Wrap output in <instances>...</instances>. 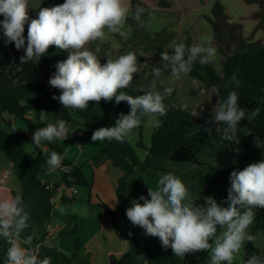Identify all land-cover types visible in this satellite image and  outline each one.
<instances>
[{"label":"clouds","instance_id":"9594fccd","mask_svg":"<svg viewBox=\"0 0 264 264\" xmlns=\"http://www.w3.org/2000/svg\"><path fill=\"white\" fill-rule=\"evenodd\" d=\"M28 9L29 0H0V16H3L0 28L6 45L14 44L17 50H24L20 63L40 61L50 46L68 53L65 60L57 62L56 71L48 81L61 93L53 99L58 100L64 109L73 110H84L89 102L101 100H115L116 104L125 101L130 106V112L121 113L114 126L95 130L91 137L93 142L113 139L123 142L147 115H152L155 126H160L156 116L166 115L164 96L156 90L161 68L153 67L151 89L133 97L122 89L131 85L138 72L136 54L129 51L113 58L108 51L105 53L106 63H101L88 48L90 43L105 38V30L108 33L122 32L129 18L128 0H64L62 4L40 8L37 18L31 19L30 23ZM143 12L144 8L137 5L132 13V18L141 25ZM216 55L217 49L211 45L178 43L172 54L162 52L161 58L167 62L164 67H171V75L180 79L192 71L195 62L208 64ZM231 82L240 87L235 74ZM224 87L228 88L229 84ZM208 90L212 95L219 94L216 85ZM238 101L236 91L229 92L223 102L218 100L211 121L218 125L216 130L222 140L235 144H240L238 131H244L245 135L252 133L239 128L240 123L245 118L251 121L259 114V109L248 113ZM69 131V123L58 119L36 129L32 144L25 147L31 149L44 142L65 141ZM257 141L258 138L255 143L259 146ZM62 160L63 156L53 151L46 161L47 171L52 173L61 167ZM230 184L227 207L211 196L203 197L204 203L197 204L181 179L172 173L163 174L157 188H149L150 199L141 196L142 204L133 200L126 216L134 226L142 228L146 236L158 237L162 247L171 248L174 256L184 258L186 254L207 250L211 264H234L245 241L253 239L247 231L255 218L253 209H264V159L243 170L233 171ZM28 221L21 195L0 198V237L9 245L5 264H51L50 257L39 258L40 246L32 247V235L21 240ZM244 264H264V257L252 254Z\"/></svg>","mask_w":264,"mask_h":264},{"label":"trees","instance_id":"16d2710c","mask_svg":"<svg viewBox=\"0 0 264 264\" xmlns=\"http://www.w3.org/2000/svg\"><path fill=\"white\" fill-rule=\"evenodd\" d=\"M247 6H256L258 11L253 13L251 20L257 23L252 35L260 32L262 39L252 40L244 36V26L233 23L226 14L225 6L220 1H215L211 9V16H201L211 30L213 40L221 54L225 56L222 61V76L208 64L195 62L192 71L187 75L201 83L212 81L219 89L218 100L223 102L229 92L236 91L239 97V105L248 113L259 109V114L251 121L245 118L239 128L251 130L250 135L244 131H238L240 144L224 141L218 125L193 116L186 110L173 106L163 101L166 106V115L156 116L161 123L155 126L151 136V146L147 157L140 161L131 148L127 138L123 142L115 139L105 140L103 148L92 158L90 166L98 167L109 161L113 167L121 172L117 180L115 195L117 199V212L109 209L105 204L99 203L98 207L108 216L114 229L128 242V251L121 257L112 256L109 264H189L195 258L196 253L186 254L184 258L174 256L171 248L162 247L158 237L142 238L129 235L128 227L133 225L127 218L125 208L130 202L128 180L135 173H145L150 178L172 173L168 164H190L209 171L208 185L205 189L188 185V189L196 195L195 202L203 204V197L211 196L225 207L228 190L216 192L218 187L230 184V174L233 171L243 170L252 163L264 159V0H241ZM161 10H170L168 0H155ZM139 5L146 8L141 2L131 0L130 6L134 10ZM3 16H0V21ZM130 21V20H128ZM131 22V21H130ZM30 23V21H29ZM25 37L27 36V24L25 25ZM24 50H17L14 44H5L2 28H0V154L10 162L16 163L24 160L29 167V180L42 195L44 202L39 204L42 214L39 217V232L31 234L26 230L21 233V240L32 235L33 243L40 246L39 251L51 258V264H83L81 253L83 247L78 241L75 244L76 252L72 255L59 251L56 247L45 245L47 234L43 235V229L49 223L54 209L58 189L63 187L70 192L73 188L90 189L91 185L86 180L81 168L73 166L62 154L56 141L45 142V146L52 153L57 152L63 156L61 167L53 173L59 174L57 183L41 181L43 174L48 173L46 157L39 149L33 146L35 152L28 153L24 150L26 143L32 144V137L21 132L8 116L26 123L29 129H39L46 125H34L28 119L30 112H49L54 121L63 119L70 127H75V133L79 136L74 140L79 147H84L91 141L92 134L101 127H112L121 113L128 114L130 106L122 101L116 104L115 100L89 102L84 110L64 109L53 96H59L60 90L49 85L50 77L55 73V65L67 58L66 51L58 50L50 46L47 54L40 61L20 63V57ZM233 74L240 81V87H235L231 82ZM229 84L225 88V84ZM133 97L143 93L140 90L122 89ZM147 115L142 117L140 129L146 123ZM153 117V116H152ZM77 119L80 120L77 121ZM223 125L220 126L222 129ZM13 129L16 131L13 132ZM258 138V144L255 143ZM139 147H143L140 137ZM62 168H69L67 173H61ZM135 195H143V189L135 183ZM25 196H22L24 202ZM74 196L63 194L60 203L63 205L73 202ZM261 213V234L264 238V209H253ZM68 221L66 227L58 233L60 237L76 235L80 228ZM73 225V226H71ZM9 245L3 241L0 246V264H5L6 253ZM244 250L248 256L257 254V250L251 242L245 244ZM264 257V255H263Z\"/></svg>","mask_w":264,"mask_h":264},{"label":"crops","instance_id":"0c3cea01","mask_svg":"<svg viewBox=\"0 0 264 264\" xmlns=\"http://www.w3.org/2000/svg\"><path fill=\"white\" fill-rule=\"evenodd\" d=\"M131 0H128L130 4ZM146 6L144 8V12L142 13V20H144L145 13L149 12L151 9L154 11H159L160 13H168L170 10H161L157 7L155 0H137ZM169 2V1H168ZM64 3V0H29V5H32L35 13L38 16V11L40 8L44 7H52L58 4ZM172 7V6H171ZM226 9V7H225ZM136 9H132L130 6L129 18L128 20L134 22L135 20L132 18V13ZM258 11V10H257ZM255 11V12H257ZM253 12V13H255ZM252 13V14H253ZM227 14V9H226ZM251 14V15H252ZM229 16V14H227ZM210 17L209 15H207ZM230 19L231 16H229ZM200 20H202L200 18ZM204 22V20H202ZM137 23V22H136ZM257 23L255 22L254 28ZM106 31V36L103 40H97L88 45L89 50L93 51L97 57L101 60V63H106L107 57L103 56L102 53L106 51H111L113 58L118 57L119 55L126 54L129 51H134V49L141 44V40L144 34L143 24L137 23L136 26L125 25L124 29L121 33H108ZM146 32V30H145ZM133 34H137L136 39L133 38ZM209 33H207L208 35ZM209 38V35L207 36ZM134 39V40H133ZM213 39V37H212ZM214 41V40H213ZM135 53V52H134ZM137 67L138 72H143L144 57L137 51ZM194 80V79H193ZM196 81V80H194ZM197 88H200L201 95H199V99L202 102L199 105L201 107L196 106L192 109L191 113L195 116L201 117L202 119L211 122L213 117V109H209V99L210 94L206 89V84L196 81ZM171 86L166 87V89H170L171 92H179L181 90L180 86L176 80L172 79ZM178 86V87H177ZM195 87V89H197ZM194 88L190 87L187 92L192 93ZM195 93V90H193ZM203 107V108H202ZM6 119H10L11 122L16 125V127L23 133L33 137V134L36 129H29L25 122L20 121L18 119H13L8 116H5ZM27 119L34 125L38 126L41 124L47 125L48 123H54L51 114L49 115L47 112H30L27 115ZM213 123V122H212ZM75 131H69L68 138L64 140H55L58 146L60 147L63 156L73 165L78 168H81L86 180L90 183L88 173L86 172V165H89L90 160L96 155L98 151H100L103 146V141L93 142L92 140L84 147H79L74 143V140L71 139V135H73ZM30 144V143H26ZM25 144V145H26ZM24 145V150L28 153H34L35 150L32 147L31 149L26 148ZM42 151L46 159L50 157L51 152L45 146V142L39 147ZM193 166V165H192ZM171 168V167H170ZM93 178L91 188L88 192V200L86 203V195H80L79 197H74L73 202L62 206L60 203V199L57 197L55 199L54 209L52 217L45 225L43 229V235L52 231L54 236L52 238H48L46 236L44 244L49 245L51 247H55L65 253L72 255L76 252L74 238L69 237H60L55 240V236L58 235L60 231H62L68 221L73 220V224L82 227L83 221V213L85 210L87 211L88 220L95 222L97 220L99 224V230L95 232L93 239L90 243L85 246V249L81 253L83 264H109L110 258L112 256L121 257L128 251V242L120 237V234L117 233L114 229L111 220L105 215L101 209L99 211L94 208V203L98 206L99 203L105 204L109 209L114 212H117V199L115 195L116 183L117 180L121 176V172L119 169L112 166L109 161H106L99 165L97 168L93 170ZM209 173V171H208ZM137 174V173H135ZM145 174V173H143ZM147 175V174H146ZM58 173H45L41 177L42 182L48 183H57L59 181ZM67 195H72L71 192L68 194V191H62ZM96 194H95V193ZM78 193V192H77ZM106 193V194H103ZM17 194L21 195V197L25 196V202L23 203V207L25 212L29 215L28 227L27 231L34 233L39 225V217L42 214L41 209L39 208V204L44 202L42 195L36 190L33 184L29 180V167L26 161L18 160L16 163L10 162L7 158L0 154V198L3 197H14ZM94 194L97 196L96 201H94ZM74 196V195H72ZM87 208V209H86ZM93 208V209H92ZM127 208H125L126 213ZM255 211V210H253ZM85 220V219H84ZM261 225H262V216H261ZM134 225H130L128 227V231L133 229ZM80 232V231H79ZM77 235V234H76ZM262 236V234H261ZM81 240H83V236L79 235ZM263 238V236H262ZM264 240V238H263ZM258 241V244H253V246L259 250L260 256L264 255V241ZM4 239L0 237V246ZM37 244L32 242V247H35ZM24 247H28V245H22ZM45 254L39 251V258L43 259ZM63 264V263H56Z\"/></svg>","mask_w":264,"mask_h":264},{"label":"rangeland","instance_id":"374dc122","mask_svg":"<svg viewBox=\"0 0 264 264\" xmlns=\"http://www.w3.org/2000/svg\"><path fill=\"white\" fill-rule=\"evenodd\" d=\"M171 4V10L168 13H160L159 11H154L151 9L149 12L145 13L143 20V28L144 34L141 40V44L137 46L133 52L137 53V51L143 56L144 64L143 72H137L134 74V79L129 88L137 89L146 93L151 89L152 81L154 79L153 76V67L161 68L162 74L159 79L156 81V90H158L163 96L164 101L181 108L183 110L191 113L192 109L198 106L202 102L200 101L199 95H201L200 88H197V82L190 78L187 74L181 76L180 79L171 75V67H164L167 63L166 61H162L161 53L167 52L172 54L174 52L175 45L178 43H184L187 46L193 45H203L212 47L217 49V55L213 58V60L209 63L211 67L215 70V72L222 76V61L225 56L221 54L217 48V44L212 39V34L209 26L206 22L200 20L201 16H211V9L213 3L215 1H220L227 9V14L231 16V22L240 23L244 26V36L252 38V40H259L263 38L262 33L258 32L255 35H252V31L254 29L255 22L251 20V14L258 10L256 6H247L241 0H168ZM130 12V9H129ZM29 21L31 19L37 18V14L35 13L32 5H29L28 9ZM136 21L130 22L127 20L126 25L136 26ZM146 30V32H145ZM207 33H209V38L207 37ZM137 34H133V38L136 39ZM134 40V39H133ZM107 52V51H106ZM105 52V53H106ZM105 53H102L103 56ZM146 60V61H145ZM174 79L180 86L181 90L179 92H166V87L171 86V80ZM206 89L210 94L209 99V109H213L218 103V96L212 95L209 92V88L215 85L212 81H207ZM177 86V87H178ZM194 88L192 93L187 92L186 89ZM195 87L197 89H195ZM201 107V105H199ZM203 108V107H202ZM49 115L50 113L47 112ZM195 116L194 114H192ZM198 117V116H197ZM201 118V117H200ZM213 119V117H212ZM77 121L80 122L79 119ZM215 124V123H214ZM217 125V124H215ZM155 124L152 116H148L145 125L142 129L140 126L135 128L126 138L129 141V144L136 156L140 161H144L148 154V149L151 146V136L154 132ZM75 127H70V131H75ZM36 131V130H35ZM142 139L143 147L138 146L139 139ZM74 143L77 145V141L74 140ZM78 146V145H77ZM99 152V151H98ZM97 152V153H98ZM96 153V154H97ZM92 160V159H91ZM90 160V161H91ZM167 167L172 170V174L177 176L182 182L188 186L192 185L196 188L205 189L208 185L209 173L207 168H200L197 166H192L190 164H168ZM171 167V168H170ZM86 172L88 173L90 184H92L93 178V169L97 167H91L86 165ZM161 176H157L155 178H150L146 174L137 173L134 174L128 180V188L130 192V202L127 205V209L132 206V201L136 200L139 203H143L142 200H139L141 196L146 198L148 196L149 188L155 190L158 186V180ZM137 183L144 191L143 195H135L134 194V186ZM230 186L224 185L218 187L216 192L221 190H229ZM78 192L74 197H79L80 195H86V203L88 200V189L78 188L76 189ZM95 193V192H94ZM70 194V192H68ZM96 194V193H95ZM94 194V201H96L97 196ZM106 194V193H103ZM190 197L193 201L196 199V195L189 190ZM107 195V194H106ZM25 202V200H24ZM23 202V203H24ZM68 205V204H67ZM225 207L228 206V202L224 203ZM62 206H65L62 204ZM94 208L99 211L98 206L94 203ZM87 209V208H86ZM93 209V208H92ZM83 213V224L80 228V232L77 235H71V238H74V244L76 242H80L83 250L85 246L93 239L95 232L99 230V224L97 220L95 222L86 221L88 215ZM255 212V218L252 224L249 226L247 230L250 235L253 236L251 241H245L241 252L237 254L234 264H244V261L249 257L245 250V244L247 242H252L254 244H258V241H262L263 238L261 236V213L258 211ZM88 220V219H87ZM73 226V225H71ZM37 230L31 234H36L39 232V225L36 228ZM100 231V230H99ZM133 236H138L142 238H150V236H146L144 230L139 226H134L131 231H128ZM79 235L83 236V240L79 237ZM69 237V236H66ZM121 237V236H120ZM60 236L56 235L55 240L59 239ZM264 241V240H263ZM51 247V246H50ZM189 264H211L209 251H200L196 252V256L192 259Z\"/></svg>","mask_w":264,"mask_h":264},{"label":"built area","instance_id":"2783aa9c","mask_svg":"<svg viewBox=\"0 0 264 264\" xmlns=\"http://www.w3.org/2000/svg\"><path fill=\"white\" fill-rule=\"evenodd\" d=\"M79 136V134L78 133H74L73 135H71V139H75V138H77ZM69 171V168H62L61 169V173H67ZM62 191H64V188L63 187H61V188H59L58 189V192H57V195H56V198L58 197L59 199L61 198V196L64 194ZM70 192H71V194L72 195H77V191H76V188H73V189H71L70 190ZM54 236V233L52 232V231H50V232H48L47 233V237L48 238H52Z\"/></svg>","mask_w":264,"mask_h":264},{"label":"water","instance_id":"95a60500","mask_svg":"<svg viewBox=\"0 0 264 264\" xmlns=\"http://www.w3.org/2000/svg\"><path fill=\"white\" fill-rule=\"evenodd\" d=\"M53 246L55 247V244Z\"/></svg>","mask_w":264,"mask_h":264}]
</instances>
